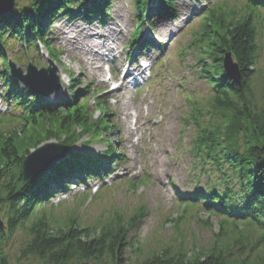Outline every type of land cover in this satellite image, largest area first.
Here are the masks:
<instances>
[{
	"label": "trees",
	"instance_id": "obj_1",
	"mask_svg": "<svg viewBox=\"0 0 264 264\" xmlns=\"http://www.w3.org/2000/svg\"><path fill=\"white\" fill-rule=\"evenodd\" d=\"M71 1L75 0H47V9L52 12L46 21L70 7ZM172 4L173 0H168L162 5L170 10ZM33 6L36 9L37 3ZM246 10L259 13V22L250 14L227 20L218 10L203 17L195 39L202 52L198 78L205 81L211 97L205 105L191 99L187 121L197 127L192 148L199 160L204 158L213 167L216 189L235 205H242L239 188L247 191L250 197L246 202L256 206L260 215L252 222L225 219L220 223V234L208 246L189 249L185 244L169 245L139 264H264V76L258 72L264 54V0H247ZM27 15L20 11L9 15L6 22L0 19V39L5 36L3 28L9 25L16 27L21 42L39 40L49 49L41 28L31 19L25 20ZM30 15L36 17V13ZM25 27L29 31H24ZM225 53H232L242 70L239 86L223 71ZM51 112L46 109L42 115L24 117L21 130H0V204L8 229L0 231V264H134L127 257L129 226L124 222L112 220L111 225L92 233L82 231L74 217L55 219L47 209L37 214L51 198L50 183L58 181L57 191L65 177L78 171L86 178L87 174L100 178L99 167L104 165L97 158L72 154L65 173L59 171L38 184L25 186L20 162L23 155L44 141L66 138L65 143L71 145L80 135L96 136L110 130L105 119L94 122L84 106ZM80 129L82 133L77 135ZM114 152L109 145L107 154Z\"/></svg>",
	"mask_w": 264,
	"mask_h": 264
},
{
	"label": "rangeland",
	"instance_id": "obj_2",
	"mask_svg": "<svg viewBox=\"0 0 264 264\" xmlns=\"http://www.w3.org/2000/svg\"><path fill=\"white\" fill-rule=\"evenodd\" d=\"M154 1L149 0L150 10L154 8ZM208 11L209 8L220 7L223 17L227 20H238L248 14L245 0H199L194 2L177 3L179 18L174 21L160 20L154 28L151 29L152 35L146 38V29L141 28L137 38L130 44L132 33L135 31L136 7L134 0H114L111 5V19L106 21L105 25L97 24L86 25L78 22L79 26L65 25L68 21L60 23L52 31H58L55 34L64 40V43L55 40V44L64 45L66 56L58 60L57 66L60 69V75L67 79L65 75H73L75 80L82 83L85 91L90 90L87 97L90 105L94 104L95 93L101 95V101L109 104L108 122L112 124L115 119L112 113L129 115V120L123 116L117 119L118 128L111 129L105 139L114 143L115 147L122 152L125 161L114 170L111 178L102 184L96 180H91L87 184V189L99 191V195L107 193L97 202H92L89 206L85 204H73L75 198L80 192L85 190L84 187L75 186L73 193L68 198H60L55 202L63 208L58 212V217H67L71 212H79L83 217L87 227H92L96 223H102L110 217L118 214L122 220L128 222L136 215L143 211V218L130 229V236L133 237V229L138 228L140 240L146 247L143 250L144 255L154 253L160 249L177 244L178 241L188 240L185 247L197 249L196 246L204 245L209 242L212 235L219 230L217 221L210 220L213 226V232L201 227L200 219H208V216L202 212L193 211L178 224L176 228L170 221H178L182 209L178 208L179 200L176 192H192L195 188L193 178L191 177L190 167L192 157L188 153L189 145L193 135L192 125L184 122V118L189 115L190 107L186 102L187 94H192L197 99L205 100L211 96L204 88V83L196 79L194 63H197L201 51L197 48L188 49L196 38L199 21H194L193 17L196 8ZM75 7H72L74 9ZM198 11V10H197ZM252 19L259 22V16L251 14ZM151 21V19H150ZM100 26V27H99ZM103 28V29H102ZM62 29V30H61ZM84 31L85 42H92L96 37L99 41L107 44L98 34L104 37L112 36L113 48L115 51L103 50V55L116 56L118 59L115 63H123L126 70L132 64L126 59L130 50L138 45L140 38L148 44L147 51L141 53V58L145 59L150 56L151 63H157L154 67V73H160L156 81L154 75L149 76V80L144 82L140 87L127 88L112 95L115 91L108 82V72L112 68L109 61L105 63L96 62V66L86 67L78 64L77 60L81 53L86 52L85 45L73 41L80 31ZM82 37H84L82 35ZM142 44V43H141ZM151 45L153 46L151 48ZM158 46H161L160 49ZM59 47V46H58ZM62 49L61 47H59ZM63 50V49H62ZM139 50L137 47L136 54ZM185 50H188L185 53ZM131 50V54H132ZM151 51V53H148ZM19 53V52H18ZM114 53V54H113ZM48 58L43 48L40 52L33 51L26 57L21 67L25 69L27 65L33 63L38 70L46 68ZM103 65V66H102ZM162 67L160 69V67ZM102 66L101 69H98ZM260 74L264 76V54L261 59ZM97 69V70H96ZM149 74V73H146ZM66 75V76H67ZM123 72L120 74L122 79ZM87 76H94L95 84L86 81ZM76 82V83H77ZM69 80L62 82L61 92L66 100L70 101L73 97L67 87ZM21 86V85H19ZM3 83L0 80V97L3 90ZM108 89V90H106ZM56 95V97L60 96ZM50 96L51 101H55ZM83 94L80 97H85ZM110 103H109V102ZM66 102V101H65ZM0 99V113H5L6 109ZM127 105V107H125ZM118 106V107H117ZM92 110V108H91ZM140 116L139 115V112ZM119 114V113H118ZM98 113L95 114L97 118ZM119 116V115H118ZM121 119V121H120ZM121 129V134L117 131ZM124 131V134L122 132ZM8 130V129H7ZM5 130V131H7ZM129 134H134L130 137ZM126 139L125 141H123ZM55 142V141H51ZM88 142L82 140L76 147L77 150L92 154L103 153L106 143L98 142L96 145L89 147L79 146ZM199 183L202 184L201 181ZM60 203V204H59ZM73 204V205H72ZM196 245V246H195ZM130 259L136 255L128 253ZM128 257V258H129ZM142 257V255H141Z\"/></svg>",
	"mask_w": 264,
	"mask_h": 264
},
{
	"label": "water",
	"instance_id": "obj_3",
	"mask_svg": "<svg viewBox=\"0 0 264 264\" xmlns=\"http://www.w3.org/2000/svg\"><path fill=\"white\" fill-rule=\"evenodd\" d=\"M13 1L14 0H0V5L6 6L8 7V9H11ZM224 68L230 76L231 80H233L234 84L239 86L241 82L239 68L237 64L233 63L230 54H226L225 56ZM16 74L28 87H31L32 83L42 85L46 82L54 83L55 80L56 82H58V78L56 76L57 69L55 68H49L48 70H41L40 72H38L36 68L30 66L27 76L23 77L21 71H18ZM54 147L55 145H46L26 158L23 163V174L25 180H29V178L33 176V170L38 168L40 170L47 164V158L51 153V149H53Z\"/></svg>",
	"mask_w": 264,
	"mask_h": 264
},
{
	"label": "bare ground",
	"instance_id": "obj_4",
	"mask_svg": "<svg viewBox=\"0 0 264 264\" xmlns=\"http://www.w3.org/2000/svg\"><path fill=\"white\" fill-rule=\"evenodd\" d=\"M75 22V18L71 19V23H74ZM81 35L84 36V32H81ZM147 37V35H146ZM61 47H64L67 49V47H65L64 45H61ZM86 49H87V52H83L80 54V56L78 57V60H77V63L78 64H82L86 67H93L95 66V61L96 60H101L102 62L104 61L100 56L99 54L101 53L102 51V45L99 43L98 40H96V38L93 39L92 42H87L86 43ZM65 53L67 52L66 50H63ZM124 69V66L123 64L121 63L119 65V68H117V72L120 73L122 70ZM134 69L135 71H139V69L134 66ZM97 70V69H96ZM131 72L132 70L131 69H127L125 71V77L122 79V81H120V84H119V87H118V91L119 92L120 90H123L126 88V84L128 82V77L131 75ZM86 81H90L92 84H95V80H94V76L92 77H89L87 76V79ZM55 100V99H54ZM127 107V105L125 106ZM120 110H118V113L120 115ZM118 115L116 114L115 117H117Z\"/></svg>",
	"mask_w": 264,
	"mask_h": 264
}]
</instances>
